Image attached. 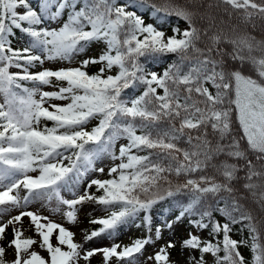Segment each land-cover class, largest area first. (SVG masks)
<instances>
[{"label": "snow or ice", "instance_id": "obj_1", "mask_svg": "<svg viewBox=\"0 0 264 264\" xmlns=\"http://www.w3.org/2000/svg\"><path fill=\"white\" fill-rule=\"evenodd\" d=\"M97 255L264 264V0H0V264Z\"/></svg>", "mask_w": 264, "mask_h": 264}, {"label": "rangeland", "instance_id": "obj_2", "mask_svg": "<svg viewBox=\"0 0 264 264\" xmlns=\"http://www.w3.org/2000/svg\"><path fill=\"white\" fill-rule=\"evenodd\" d=\"M148 22H151V21H148ZM167 34L168 35H172V31L169 27H167ZM45 66H48V65H45ZM97 70H98V67L99 66H94ZM91 69V68H90ZM107 169L105 171V175L100 177V178H108L107 175ZM33 175H36L35 173ZM99 175V174H97ZM39 207L38 205H33V209ZM87 208L91 209V208H95V205H87L86 206ZM43 211V214L45 215H48L49 213L47 212V210H42ZM13 215L17 214V213H12ZM105 215V213L103 212H100V211H96V212H93V215L92 217H89L87 215H81L80 219H81V224H80V227L79 228H72L71 230H73L75 233H76V240L77 241H81L82 240V232L80 231L81 228H87L89 227L91 224L89 223V220L91 218H95V217H99V216H103ZM160 218L159 220L161 221V224H163L164 220L163 218L161 217H158ZM24 219L28 220L27 217H25ZM53 219H56L57 222H63L61 220H59L58 218L56 217H53ZM67 226V225H65ZM145 231L143 230V228H137V227H131L129 229H126L125 231H123L118 237L115 238V242H119L122 244H126V243H130L132 241H134L140 234H144ZM187 233L188 231L185 229V224H182V225H174L173 226V229L171 231L165 229L163 231V234H162V239L157 241V246L152 249V250H147V255H152L156 250H158V248L164 244L166 241L168 240H175L176 242V247H180V244L182 242V240L184 238H186L187 236ZM31 235L34 237V233L33 231L31 232ZM35 238V237H34ZM90 244H94V242H89ZM112 243V241H105L104 244L105 245H108ZM35 250L39 251L41 253V255H44L45 257H47V253L45 251H42L40 250L38 247L34 246ZM172 251V257L173 259L177 260V261H181L183 259V255H182V252L181 251H177L176 250H171ZM14 256V254L10 255L9 256V259H12ZM100 256V255H99ZM95 264H98V263H95Z\"/></svg>", "mask_w": 264, "mask_h": 264}, {"label": "trees", "instance_id": "obj_3", "mask_svg": "<svg viewBox=\"0 0 264 264\" xmlns=\"http://www.w3.org/2000/svg\"><path fill=\"white\" fill-rule=\"evenodd\" d=\"M146 22H148V20L146 19ZM178 23H179V26L181 27V28H183L184 27V23L182 22V21H178ZM169 28L171 29V26H169ZM157 68H160V69H162L163 67H164V65L163 64H161V65H157L156 66ZM90 71L91 72H95V71H97V69L94 67V66H92L91 67V69H90ZM50 126V125H49ZM93 191H95V189H93ZM95 207H97V206H95ZM159 207V206H158ZM164 207H165V211H163V213L161 214V213H154V217H153V225H154V227H158V226H161L162 224H161V221L159 220L160 218H158V217H161V218H163V219H165V218H169V217H172V216H174L175 214H177L178 213V210H176V209H169L168 208V204H167V202H164ZM28 223H29V220H26V219H24V224H25V226L27 227V225H28ZM96 227H98L97 225H90L89 227H87L88 229H92V228H96ZM236 228H239V225H237V226H235ZM185 229L187 230V231H189V227L185 224ZM144 230V229H143ZM31 232H32V230H28V231H26L25 232V235L26 236H32L31 235ZM145 235V233L144 234H140L137 238H141V237H143ZM243 236L246 238L247 237V232L245 231L244 233H243ZM232 237L234 238V239H237V240H240L241 238H242V236H241V234L239 233V232H237V231H234L233 233H232ZM136 238V239H137ZM9 239H11V234H10V231H9ZM185 239V238H184ZM183 241V240H182ZM53 242L55 243V239H53ZM133 242V241H132ZM132 242H130V243H126V244H122V245H129V244H131ZM157 246V243L154 245V246H152V247H150V248H148V250H152V249H154L155 247ZM177 249V251H181V249H180V247H176L174 250H176ZM11 249H9V252L11 253ZM241 252H242V254L246 257V259L247 260H251V256H252V253L250 252V250L248 249V248H241ZM95 263H98V264H102V257L101 256H99V255H97V256H95V257H93V259H92V264H95Z\"/></svg>", "mask_w": 264, "mask_h": 264}]
</instances>
